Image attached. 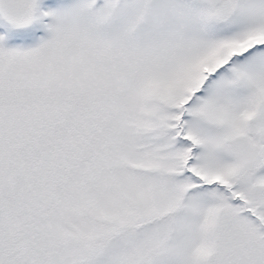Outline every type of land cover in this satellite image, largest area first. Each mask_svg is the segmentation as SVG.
I'll list each match as a JSON object with an SVG mask.
<instances>
[{"label": "snow or ice", "instance_id": "snow-or-ice-1", "mask_svg": "<svg viewBox=\"0 0 264 264\" xmlns=\"http://www.w3.org/2000/svg\"><path fill=\"white\" fill-rule=\"evenodd\" d=\"M0 264H264V0H0Z\"/></svg>", "mask_w": 264, "mask_h": 264}]
</instances>
